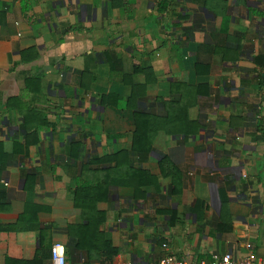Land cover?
I'll use <instances>...</instances> for the list:
<instances>
[{"label": "crops", "instance_id": "1", "mask_svg": "<svg viewBox=\"0 0 264 264\" xmlns=\"http://www.w3.org/2000/svg\"><path fill=\"white\" fill-rule=\"evenodd\" d=\"M258 124L264 0H0V264L264 257Z\"/></svg>", "mask_w": 264, "mask_h": 264}, {"label": "trees", "instance_id": "2", "mask_svg": "<svg viewBox=\"0 0 264 264\" xmlns=\"http://www.w3.org/2000/svg\"><path fill=\"white\" fill-rule=\"evenodd\" d=\"M166 1L164 2V5L162 6V8H165V4ZM180 111H175L172 112L170 111V109L168 108L166 110V113L164 115V117L160 118V121L152 118V119H147L146 116L142 115V118L137 117L135 119V144H134V148L133 150L139 154H148L150 151L153 150V138L154 136L157 134V132L165 127V125L168 124H173L172 122H178L180 121ZM259 123L262 122V120L258 119ZM162 123H164L165 125H163ZM50 123L47 122V125H49ZM196 127H199V124L197 122H194ZM258 128L260 129L261 132H263L264 135V124H258ZM178 130V128H177ZM179 131V130H178ZM22 151L24 152L25 150L22 149ZM108 158V156H106V159ZM165 162L162 161V166H164ZM110 177V176H109ZM109 177L106 178L107 180H109ZM105 181H101L100 184H97L96 186H98L96 189L102 191L104 189V185L106 186ZM175 184V182H174ZM107 192H97L96 196L100 197L102 196L104 199L106 197ZM88 195V194H87ZM84 195V196H87ZM88 197V196H87ZM108 198V197H107ZM28 208L27 211L29 212V208L31 207V204H27ZM51 250V249H50ZM112 253V252H111Z\"/></svg>", "mask_w": 264, "mask_h": 264}, {"label": "built area", "instance_id": "3", "mask_svg": "<svg viewBox=\"0 0 264 264\" xmlns=\"http://www.w3.org/2000/svg\"><path fill=\"white\" fill-rule=\"evenodd\" d=\"M166 254L157 262L151 264H264V257H255L248 255L245 257H235L231 253L218 254L215 253L210 259H202L199 262H192L189 259L178 257L171 250L170 246L164 244ZM52 264H66L67 256L65 246L62 243H54L51 246ZM126 264H136L132 261H127Z\"/></svg>", "mask_w": 264, "mask_h": 264}]
</instances>
